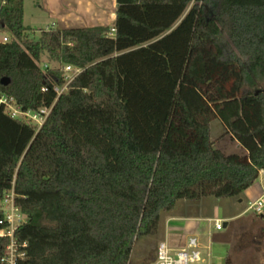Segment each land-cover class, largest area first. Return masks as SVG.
<instances>
[{
    "label": "trees",
    "instance_id": "trees-1",
    "mask_svg": "<svg viewBox=\"0 0 264 264\" xmlns=\"http://www.w3.org/2000/svg\"><path fill=\"white\" fill-rule=\"evenodd\" d=\"M116 1L112 26L38 39L25 0L0 7V97L52 108L40 127L0 105V202L14 188L25 217L17 264H129L179 200L238 196L264 169V0ZM68 65L81 71L58 96ZM215 119L244 154L215 148Z\"/></svg>",
    "mask_w": 264,
    "mask_h": 264
},
{
    "label": "crops",
    "instance_id": "crops-1",
    "mask_svg": "<svg viewBox=\"0 0 264 264\" xmlns=\"http://www.w3.org/2000/svg\"><path fill=\"white\" fill-rule=\"evenodd\" d=\"M28 1L24 2V23L35 30L112 26L116 19V0H35V6L30 8V11L27 9ZM2 4L3 0H0V7ZM263 194L264 186L255 182L239 195L236 203L244 202V199L253 202ZM203 199L211 198L205 197L193 202L181 199L172 211L162 212L159 227L155 232L159 235V243L166 242L176 251L183 248L190 237H196L200 243L203 264H227L228 260L233 264H241L240 256L254 254L253 231L223 237L218 236L214 229L222 230L216 228L215 220H223L224 227H228L231 221L245 216L246 210L238 213L236 209L231 208L230 211L227 203L221 201L222 198L213 202L209 200L206 204L210 205V210L207 211L204 208L206 204L201 202ZM259 228L256 233L258 237L264 238V223ZM153 258L156 259V254ZM261 258L264 259V249Z\"/></svg>",
    "mask_w": 264,
    "mask_h": 264
},
{
    "label": "built area",
    "instance_id": "built-area-1",
    "mask_svg": "<svg viewBox=\"0 0 264 264\" xmlns=\"http://www.w3.org/2000/svg\"><path fill=\"white\" fill-rule=\"evenodd\" d=\"M114 34V29L110 32V35ZM10 40L9 36H5L0 41L7 42ZM47 67V65L45 66ZM66 72V84L62 88L56 87L55 90L60 96L68 87V85L74 80V78L80 73L81 69L73 66H65ZM13 98L6 96L0 97V105H6L13 117H22L28 119L34 123H37L40 127L46 121L52 108H42L40 112H23L20 107L16 106ZM259 176L264 177V169L259 171ZM15 190H11L5 193L3 201L0 202V208L4 211V218L0 220V224H6L5 228L0 229V237L9 238V243L6 246V253L2 258L4 264H17L18 258L25 256L24 251H21L19 244L15 238L16 230L23 224L25 217L20 208L15 202ZM249 208L264 217V194L257 200L253 201ZM217 229H223L224 223L222 220H215ZM27 244L24 243L23 247ZM203 256L200 248V243L196 237H190L186 245L176 251L172 250L166 242L159 243L156 250V264H203Z\"/></svg>",
    "mask_w": 264,
    "mask_h": 264
},
{
    "label": "rangeland",
    "instance_id": "rangeland-1",
    "mask_svg": "<svg viewBox=\"0 0 264 264\" xmlns=\"http://www.w3.org/2000/svg\"><path fill=\"white\" fill-rule=\"evenodd\" d=\"M34 1L35 0L28 1L27 3L28 11H30V8L35 6L33 4ZM40 33H41L40 29L35 30L31 34L32 39H38ZM5 36H10V35L4 31H0V39H2ZM211 139L214 142L215 148L221 150L226 155H230V154L242 155L245 153V149L236 140H234L230 135L226 133L225 127L219 119H215L211 122ZM256 183L262 184L264 186V177L259 176ZM210 198L211 199H203L201 202H204V204H206L207 202H210L209 200H212V202L218 200V198L213 196H211ZM238 198L239 195L225 199L221 198L222 199L221 201L227 203V207L230 211L231 208L232 210L236 209V212L238 213L241 210H246L245 216L241 217L237 221L234 220L231 221L230 225L228 227H224L222 230L214 229V231L219 234L218 236H223V237L227 235L228 237L236 236V234L238 236L244 231H253V234H255V237L253 239L254 254L250 256L248 253V255L240 256L241 257L240 259L242 261L241 264H263L264 259L261 258V252H263L264 249V238L258 237L256 232L260 230L259 227L262 226V223H264V217L262 218L260 214H257L253 210H249V206L252 203L249 201V199H244V202L236 203ZM189 201L193 202L194 200H189ZM204 208L207 211H209L210 205L206 204ZM259 224L261 225L258 226ZM213 226L215 228L214 223ZM238 242L239 240H237V243ZM158 243H159V235H156V233L138 237L135 241L132 250L130 264H156V260H154L153 256L154 254H156L154 248L156 246L158 247L159 245Z\"/></svg>",
    "mask_w": 264,
    "mask_h": 264
},
{
    "label": "water",
    "instance_id": "water-1",
    "mask_svg": "<svg viewBox=\"0 0 264 264\" xmlns=\"http://www.w3.org/2000/svg\"><path fill=\"white\" fill-rule=\"evenodd\" d=\"M9 78H6V77H4L3 79H2V83L3 84H8L9 83Z\"/></svg>",
    "mask_w": 264,
    "mask_h": 264
}]
</instances>
